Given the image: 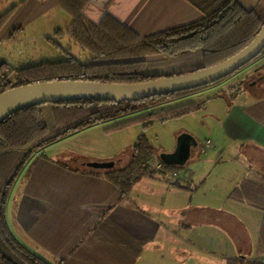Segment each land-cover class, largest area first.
Returning <instances> with one entry per match:
<instances>
[{
  "label": "trees",
  "instance_id": "trees-1",
  "mask_svg": "<svg viewBox=\"0 0 264 264\" xmlns=\"http://www.w3.org/2000/svg\"><path fill=\"white\" fill-rule=\"evenodd\" d=\"M111 1L106 0L105 7ZM57 2L70 16L71 21L65 31L57 29L55 35H67L74 44L89 53L91 60L110 61L115 67L90 73L86 71L85 63L71 55L56 40L48 37L46 40L62 51L64 58L18 67L0 59V92L22 84L49 80L132 83L194 71L219 62L240 50L256 35L264 21V7L261 5L246 9L237 0H225L197 20L139 36L109 13H104L97 22L89 19L83 13L88 0ZM16 7L13 4L0 13V29ZM263 55L264 48L246 64ZM140 63L143 64L140 69L124 68V65ZM226 77L207 85L135 101L76 99L41 103L24 107L1 120L0 165L7 161L11 164L4 177L0 178V264H49L17 240L6 219L9 192L28 161L30 162L22 192L37 198L42 196L43 190L58 191L69 188L86 194L78 199L79 203L95 201L112 206L122 201L141 178L156 174L166 175L168 172L173 175L180 170L184 173L182 176L176 175L174 180L167 181L176 187H191L193 172L185 164L172 165L157 159L158 166L155 165V150L144 133L139 134L131 145L128 160L124 164L102 170L74 168L66 162L51 160L43 151L39 154L36 152L78 130L128 113L144 111L137 117L115 123L105 131H116L135 123H142L147 127L154 120L165 121L199 111L205 107V100H191L169 107L153 108L171 97L218 83ZM245 109L264 122V98ZM254 173L255 175L243 178L228 193V197L262 210L257 247L261 253L264 252V172L256 170ZM188 215L190 220L181 225L183 228H189L192 223L203 220L214 223L231 234L238 254L227 257L225 264H264L257 260H245L249 253L248 234L243 223L234 214L211 207H196L188 210ZM41 218H37L34 226L41 223ZM29 230L34 235L32 226ZM37 239L39 245L44 244L41 236ZM73 249L72 246L69 251L72 252ZM58 255L61 257L60 264H67L66 261L71 260L70 256L67 258L61 252ZM110 264H117V261Z\"/></svg>",
  "mask_w": 264,
  "mask_h": 264
},
{
  "label": "crops",
  "instance_id": "crops-1",
  "mask_svg": "<svg viewBox=\"0 0 264 264\" xmlns=\"http://www.w3.org/2000/svg\"><path fill=\"white\" fill-rule=\"evenodd\" d=\"M3 1L10 6L16 4L17 7L0 29V47L4 45L13 48L14 44L19 43H25L31 47L39 44L40 41L49 43L46 40L48 37L56 41L67 37L68 45L73 43L65 34L55 35L57 29L65 31L71 21L70 16L61 9L57 0H0V8ZM224 1L112 0L105 7L106 0H88L83 8V13L95 22L104 13H109L139 36H146L197 20ZM237 1L246 9L257 4L264 7V0ZM75 45L77 44H74V47H76ZM67 48H70L69 52L71 53L72 45ZM35 54L37 53L34 50L33 55ZM7 55L10 56L8 53ZM41 55L39 54V56ZM0 59H5V57L0 56ZM25 60L26 57H20L17 61L14 59V62L24 63ZM7 62L9 63L8 60ZM260 62L264 63V55L253 61L252 64L256 65ZM110 63V61L90 60L85 63V68L90 73H98L113 69L115 65ZM256 101L243 104L238 113L226 118H231V123L233 122V127L229 129V132L226 130L228 136L234 140L247 142L244 145L240 144L238 150H243L257 164L254 168L249 165L247 170L242 172L239 177L237 176L235 183L229 186L227 194L243 178L255 175L256 170L264 172V122L259 121L245 109ZM206 143H210V140L206 139ZM201 151L199 146L195 155L189 159L196 163ZM73 157L82 160L106 161L113 160L118 156L90 158L82 154L65 152L53 161L66 162L78 169H93L84 161L78 163L72 159ZM153 162L158 166L156 159ZM213 164L215 165H212L206 173L197 175L196 170L192 171L191 187L188 189L171 185L167 181L169 174L143 177L133 185L122 201L112 206L105 202L95 201L79 203L78 199L86 194L80 190L69 188L58 191L43 190L40 198L22 192L21 199L16 205V221L26 233L28 246L32 245V249L34 245L40 248L39 256L49 264H60L61 257L58 255L60 252L66 254L67 258L71 257L70 261H66L67 264H110L116 261L117 264H137L141 256L144 255L145 249L150 250L149 262L157 264L156 261L162 259L157 256V251L159 248L167 246L171 248L172 255L165 258L163 260L165 262L209 264L211 258L206 255V252L211 250H209L211 241L215 244V238H211L213 236L211 231H214V228L220 231L221 227L203 220L192 223L189 228H183L181 225L190 220L188 210H193V208L211 207L222 210L220 206L215 207L209 203L199 202L195 197L201 193L206 196L211 193L216 195L213 187L204 185L219 162ZM193 186H195L194 189H192ZM89 197L92 196L89 195ZM230 201L248 209L247 212L250 215L249 219L245 220L236 212L225 210L237 216L246 228L249 253L253 254V257L250 259L245 257V260H257L264 263V252L260 253L257 250L263 218L262 210L233 199ZM39 216L42 217V221L39 225L34 226ZM31 226L34 235L30 234ZM39 236L44 241L42 245H39L37 241ZM230 239L236 247L232 236ZM72 246L74 249L71 252L69 249ZM128 254H132L133 258L130 259ZM237 254L238 250L230 255H224L223 264L227 257Z\"/></svg>",
  "mask_w": 264,
  "mask_h": 264
},
{
  "label": "rangeland",
  "instance_id": "rangeland-1",
  "mask_svg": "<svg viewBox=\"0 0 264 264\" xmlns=\"http://www.w3.org/2000/svg\"><path fill=\"white\" fill-rule=\"evenodd\" d=\"M4 3L3 1L1 4L0 13L10 6V4L7 5V2ZM57 42L68 50L70 48L67 47H71L72 45L71 54L79 58L83 63L91 60L86 50L81 49L78 45L74 47L73 43L68 45L67 37L60 40L57 39ZM1 46L0 56L5 57L4 60H8L13 67L39 62L40 60L63 59L65 56L62 51L46 41H40L39 44L31 47L25 43L14 44L13 48ZM34 50L37 53L35 55H33ZM39 54L42 55L39 56ZM31 56L33 57L29 58ZM20 57H26L24 63L21 61L19 63L14 62V59L17 61ZM142 66V63L129 64L124 65V68L140 69ZM254 72H263L264 74V63L263 65L261 62L256 65L252 63L246 64L218 83L171 97L153 108L169 107L191 100H205V107L199 111L165 121L154 120L147 127H144L142 123H135L116 131H105L115 123L137 117L144 111L128 113L124 116L108 119L78 130L43 147L38 151V154L43 151L52 160L58 159L65 152L82 154L90 158H111L115 156L120 158L130 152V147L135 143L138 135L144 133L155 150L154 160H157L160 152L174 149L176 138L179 134L184 132L190 133L195 137L198 147L200 146L202 151L196 163L189 159L185 163V167L191 171L196 170L198 172L197 175H199V173H206L212 165H215L213 163L219 162L218 166L214 167L210 177L204 183L205 186L213 187L216 195L211 193L206 196L201 193L195 196L197 201L209 203L215 207L220 206L222 210L234 211L237 215L243 217V219H249L248 209H244L245 207H242L240 204L232 203L228 198L227 191L229 190V186L235 183L236 177H239L242 172L247 170L249 165H252V168H254L257 164L243 150H238L240 144L244 145L247 142L234 140L231 139V136H228L226 130L229 132V129L233 127V122L231 123V118H226L238 113L243 104L264 98V77L254 84ZM206 139H209L210 143H206ZM194 155L195 150L191 148V156L193 157ZM29 162L22 168L9 192L5 209L6 219L11 232L17 240L29 250L40 255V248H37L36 245H34L33 249L31 248L32 245L28 246L26 233L17 223L15 217L16 205L22 196V187ZM10 164L11 162L7 161L0 165V178L4 177ZM177 173L180 176L184 174L181 170ZM167 174H169L167 177L169 180H174L177 175H172L170 172ZM217 187H221L219 188L220 191ZM194 188L195 186L192 187V189ZM213 230L211 231L213 235L211 238H215V244L211 241L209 245V250H211L207 251L206 255L211 258L209 264H223V256L230 255L232 252L235 253L237 250L230 239L231 234L226 229L220 228V231H218L217 228H214ZM156 254L158 257H162V259L156 261L158 262L157 264H171L170 262L163 261L165 258L170 257L169 255H172L171 248L168 246L159 248ZM127 256L130 259L133 258L132 254H128ZM149 256L150 250L145 249L144 255L141 256L142 260L140 259L137 264H154L149 262ZM252 257L253 254H246L247 259Z\"/></svg>",
  "mask_w": 264,
  "mask_h": 264
},
{
  "label": "water",
  "instance_id": "water-1",
  "mask_svg": "<svg viewBox=\"0 0 264 264\" xmlns=\"http://www.w3.org/2000/svg\"><path fill=\"white\" fill-rule=\"evenodd\" d=\"M264 48V21L256 35L244 47L210 66L173 76H161L143 82H101L93 80H49L22 84L0 92V121L31 105L76 99H104L121 102L139 100L154 95L195 88L210 84L232 74L251 61ZM191 148L198 142L190 133H181L171 151H162L158 159L172 165H184ZM93 168H109V161H89Z\"/></svg>",
  "mask_w": 264,
  "mask_h": 264
},
{
  "label": "flooded vegetation",
  "instance_id": "flooded-vegetation-1",
  "mask_svg": "<svg viewBox=\"0 0 264 264\" xmlns=\"http://www.w3.org/2000/svg\"><path fill=\"white\" fill-rule=\"evenodd\" d=\"M262 65H263V63H262ZM264 77V74H263V72H261V73H255L254 72V75H253V78H254V80H253V83L255 84V83H257V81H259V80H261L262 78ZM194 150H196V148H194ZM129 153L130 152H128L126 155H124V156H121L120 158H115V159H113V160H106V161H109V162H111L112 163V165H111V167H109V168H112V167H115V166H118V165H120V164H124L127 160H128V155H129ZM190 157H192L191 156V153H190ZM72 159H74L75 161H77L78 163H83V161H84V163H87V162H89V161H91V160H82L81 158H78V157H73ZM91 167V166H90ZM93 168V167H92ZM93 169H97V170H102V169H105V168H93Z\"/></svg>",
  "mask_w": 264,
  "mask_h": 264
},
{
  "label": "built area",
  "instance_id": "built-area-1",
  "mask_svg": "<svg viewBox=\"0 0 264 264\" xmlns=\"http://www.w3.org/2000/svg\"><path fill=\"white\" fill-rule=\"evenodd\" d=\"M175 174H177V173H173V175H175Z\"/></svg>",
  "mask_w": 264,
  "mask_h": 264
}]
</instances>
